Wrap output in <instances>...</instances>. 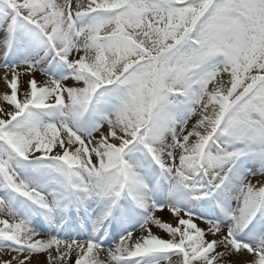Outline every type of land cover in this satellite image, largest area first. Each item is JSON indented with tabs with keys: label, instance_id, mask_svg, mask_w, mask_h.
<instances>
[{
	"label": "snow or ice",
	"instance_id": "1",
	"mask_svg": "<svg viewBox=\"0 0 264 264\" xmlns=\"http://www.w3.org/2000/svg\"><path fill=\"white\" fill-rule=\"evenodd\" d=\"M0 70V264H264V0H0Z\"/></svg>",
	"mask_w": 264,
	"mask_h": 264
},
{
	"label": "bare ground",
	"instance_id": "2",
	"mask_svg": "<svg viewBox=\"0 0 264 264\" xmlns=\"http://www.w3.org/2000/svg\"><path fill=\"white\" fill-rule=\"evenodd\" d=\"M2 75V74H1ZM39 78V77H38ZM4 88V84L2 81H0V90H3ZM161 218L164 220H167L169 218V214H167V212L165 211L164 213H161ZM199 223V222H198ZM202 223H200L201 226ZM201 227H205V225L201 226ZM153 231H156V229H153ZM101 258H103V254H101Z\"/></svg>",
	"mask_w": 264,
	"mask_h": 264
},
{
	"label": "rangeland",
	"instance_id": "3",
	"mask_svg": "<svg viewBox=\"0 0 264 264\" xmlns=\"http://www.w3.org/2000/svg\"><path fill=\"white\" fill-rule=\"evenodd\" d=\"M1 74H2V70H0V75H1ZM203 225H204V224H201V226H203ZM201 226H200V227H201Z\"/></svg>",
	"mask_w": 264,
	"mask_h": 264
}]
</instances>
